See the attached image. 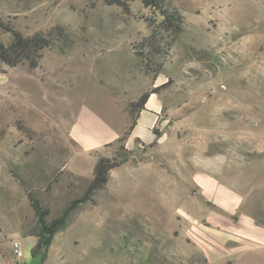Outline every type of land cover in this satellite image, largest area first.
<instances>
[{"label": "rangeland", "instance_id": "obj_1", "mask_svg": "<svg viewBox=\"0 0 264 264\" xmlns=\"http://www.w3.org/2000/svg\"><path fill=\"white\" fill-rule=\"evenodd\" d=\"M0 18L49 40L35 66L0 62V264L15 263L14 242L29 262L28 191L52 218L90 182L71 165L79 107L122 132L130 102L155 87L154 128L144 114L132 149L93 153L118 165L43 264H264V245L230 235L240 216L264 229V0H0Z\"/></svg>", "mask_w": 264, "mask_h": 264}, {"label": "trees", "instance_id": "obj_2", "mask_svg": "<svg viewBox=\"0 0 264 264\" xmlns=\"http://www.w3.org/2000/svg\"><path fill=\"white\" fill-rule=\"evenodd\" d=\"M109 3L121 4L122 0H106ZM127 1V0H126ZM155 0H143V3L148 5ZM165 20L173 22L174 18L168 13L164 14ZM0 29L11 32V41L5 44L0 39V62L13 66L23 60H27L31 66L36 65V55L39 50L47 46L49 40L42 33H36L32 36H24L19 31L9 28L0 18ZM159 87L144 91L135 100L129 104V114L131 122L118 136L116 142L121 153H126L128 150L125 147V140L136 123L139 112L144 108L145 103L151 93H158ZM155 131V129H153ZM110 145V144H109ZM118 165V162L107 156H98L92 170V178L87 184L83 194L70 200L58 213L57 216L48 218L50 209L42 204L41 199L32 191H28L27 197L30 207L35 216V226L29 233L30 236L36 239L35 244L30 249L28 264H43L48 249L52 243L53 237L57 232L62 230L73 211L90 199L96 190L102 188L109 179V171Z\"/></svg>", "mask_w": 264, "mask_h": 264}, {"label": "crops", "instance_id": "obj_3", "mask_svg": "<svg viewBox=\"0 0 264 264\" xmlns=\"http://www.w3.org/2000/svg\"><path fill=\"white\" fill-rule=\"evenodd\" d=\"M161 106L162 104L159 94L151 93L145 103L144 108L139 112L136 122L145 114L146 121L151 127L154 128L155 121L161 112ZM120 133L121 131L119 129L112 127L111 124L107 123L101 117V115L95 113V111L89 106H80L77 110V113L75 114L73 122L69 127V136L79 148L78 152L74 154L71 159L72 168L76 170V173L83 176L90 174L97 160L93 153L104 146L114 143ZM125 147L127 149L133 148V144L130 145L129 136L125 140ZM83 158L87 159L89 162L87 164L80 165L78 163L79 159ZM197 185H199V187L201 185L200 189L202 195L203 193L208 195V199L204 195L203 196L207 200L212 201V203L219 208L217 205L220 203L218 199L214 198L215 193L209 190L210 186L199 183ZM236 206L237 202H233L231 204V211H235ZM239 218L238 225H235V228L237 227V229L240 231L232 232L230 235L236 238H244L257 245H264V229L257 226L252 221V219L248 218L247 216H240Z\"/></svg>", "mask_w": 264, "mask_h": 264}, {"label": "built area", "instance_id": "obj_4", "mask_svg": "<svg viewBox=\"0 0 264 264\" xmlns=\"http://www.w3.org/2000/svg\"><path fill=\"white\" fill-rule=\"evenodd\" d=\"M13 255H14V259H15V263L14 264H19L23 254L19 248V243L18 242H14L13 243Z\"/></svg>", "mask_w": 264, "mask_h": 264}]
</instances>
